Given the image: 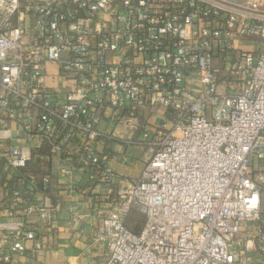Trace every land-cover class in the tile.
<instances>
[{
  "label": "built area",
  "instance_id": "obj_1",
  "mask_svg": "<svg viewBox=\"0 0 264 264\" xmlns=\"http://www.w3.org/2000/svg\"><path fill=\"white\" fill-rule=\"evenodd\" d=\"M137 130L144 168L115 189L99 143ZM44 145L104 186L103 264H264V0H0V167L24 178ZM12 215L0 260L56 245L48 198Z\"/></svg>",
  "mask_w": 264,
  "mask_h": 264
},
{
  "label": "crops",
  "instance_id": "obj_2",
  "mask_svg": "<svg viewBox=\"0 0 264 264\" xmlns=\"http://www.w3.org/2000/svg\"><path fill=\"white\" fill-rule=\"evenodd\" d=\"M55 68L54 64H50ZM154 120L158 118L153 117ZM103 121V124H106ZM18 141L24 146L30 142L20 125L13 124ZM117 134H129L123 126L118 125ZM140 141L137 144H126L124 141L105 139L99 143V150L112 152L111 166L118 174L115 189L126 186L132 179L140 176L145 156L150 151L141 130L132 135ZM35 159L26 168V176L20 177L19 171L0 167V219L13 212L12 217L22 216V210L28 204H40L46 198L57 206L58 228L57 241L53 248L33 254H15L12 264H103L106 258V247L95 240L98 223L96 211L102 206L100 199L105 191L102 185L98 188L88 180L84 168L70 156L49 154L48 147L34 149ZM45 155L42 164L41 156ZM67 168L70 172L62 171ZM49 176L46 181L44 177ZM15 188L23 191V202L13 207L11 200ZM108 203H105L107 205ZM10 216V218H12ZM29 245H31L29 243ZM0 264H11L0 260Z\"/></svg>",
  "mask_w": 264,
  "mask_h": 264
},
{
  "label": "trees",
  "instance_id": "obj_3",
  "mask_svg": "<svg viewBox=\"0 0 264 264\" xmlns=\"http://www.w3.org/2000/svg\"><path fill=\"white\" fill-rule=\"evenodd\" d=\"M125 224L131 231L139 233L145 224V215L133 208L130 210Z\"/></svg>",
  "mask_w": 264,
  "mask_h": 264
}]
</instances>
